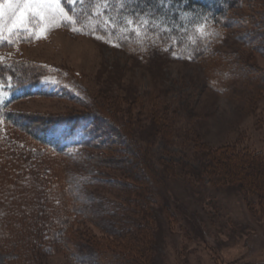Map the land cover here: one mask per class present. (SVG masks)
I'll use <instances>...</instances> for the list:
<instances>
[{
    "label": "rangeland",
    "instance_id": "rangeland-1",
    "mask_svg": "<svg viewBox=\"0 0 264 264\" xmlns=\"http://www.w3.org/2000/svg\"><path fill=\"white\" fill-rule=\"evenodd\" d=\"M14 2L9 10L15 16L25 19L28 13L35 12L44 28L37 43L18 46L11 54L53 71L43 79L42 89L58 96L25 99L12 104L11 109L38 122L88 112L94 105H102V114L110 111L106 117L111 122L116 115L130 127L137 137V146L149 151L157 170L169 164L175 166L176 176H167L174 216L169 224L163 211L158 214L161 236L156 264H264V199L261 201L259 196L241 193L230 186L216 185L217 178L204 174L199 175L202 182L194 176L184 177V171L198 173L202 169L197 158V152L202 150L232 148L264 158V80L256 76L264 75V54L243 49L236 38L241 30L234 29L221 47L222 54L227 59L242 52L243 58L239 60L242 66L238 69H247L249 73L221 83L224 88L221 89L205 75L209 68L202 63L188 62L168 52L131 55L114 43L111 35L64 30L60 24L69 17L61 16L58 0ZM175 11L178 23L198 25L199 20L183 8ZM233 13L237 19H260L264 17V0H245L243 8H236ZM101 22L121 30L133 28L128 20L109 15L103 16ZM198 30L202 33V26L198 25ZM229 63L221 59V65ZM217 65L218 62L214 63ZM63 94L85 97L88 104L83 107L64 100ZM109 138L120 137L109 134ZM44 163L42 169H50L52 177L57 176L53 180L62 185L82 176L109 180L106 185L91 182L85 186V193L92 196L90 202L102 201L110 212L118 206L120 194L126 195L113 183L115 178H123L124 171L96 166L102 173L98 176L93 168L95 164L57 162L49 158ZM10 182L17 193L13 199L18 201L7 202L0 195V220H3L0 221L3 228L0 264H72L70 253L87 256L94 253L92 250L104 249L112 256L110 252H115V247L130 246L117 239L112 228L105 225L104 228L103 219L91 215L83 216L81 223L68 232L70 249L60 245L55 253L43 254L28 240L32 233L24 230L29 229L32 219L41 215L35 192L38 187L18 180ZM1 183L0 193L12 195L9 182ZM23 196L30 197L28 202ZM90 205L83 201L79 208L84 211ZM3 213L14 214L17 226L12 230L4 228L8 217L3 218ZM106 219L115 221V217ZM20 240L23 243L18 245L16 241Z\"/></svg>",
    "mask_w": 264,
    "mask_h": 264
},
{
    "label": "trees",
    "instance_id": "trees-1",
    "mask_svg": "<svg viewBox=\"0 0 264 264\" xmlns=\"http://www.w3.org/2000/svg\"><path fill=\"white\" fill-rule=\"evenodd\" d=\"M58 1L61 16L65 14L69 17L60 24L64 30L75 32L77 29V34L85 35H111L114 43L131 55L168 52L188 62L202 63L205 68H209L205 75L221 89H224L221 83L249 73L247 69H238L242 66L239 61L243 58L242 52L234 53V57L229 55L227 59L222 54L221 47L234 29L242 31L236 38L243 49L264 54V17H234V9L243 8L245 0ZM11 4H15L14 0H0V182H9V189L12 190L14 185L10 181L13 180L38 187L35 192L40 200L38 206L41 215L32 219L29 229H24L32 233L31 240H28L31 244L35 243L43 254L55 253L60 245L70 249L68 232L81 223L83 216L92 215L103 219V227L112 228L115 237L128 242L130 246L125 249L115 247V252H110L112 256L104 249L92 250L94 253L87 256L70 253L72 264H156L161 236L158 214L163 211L169 224L174 216L167 176H176L175 166L168 163V167L157 170L149 151L137 146V137L130 127L116 115L113 119L115 122H111L109 116L106 117V112L110 111H104L103 115L102 105H94L88 112L38 122L11 109L12 104L25 99L58 96L55 92L47 93L42 89L43 79L53 71L43 64L11 54L18 46L37 43L44 28V23L35 12L21 19L9 10ZM98 7L97 19L95 12ZM180 8L199 20L202 33L198 25L177 22L179 16L175 10L180 11ZM108 15L128 20L133 28L121 30L104 25L102 17ZM221 59L231 63L221 65ZM216 62L218 65L214 66ZM256 76L264 80L263 73ZM61 98L83 107L88 104V99L75 94H63ZM118 123L123 126V130ZM109 134L120 138H109ZM197 155L202 169L200 167L198 173L192 171L193 174L189 173L191 170H183L184 177L194 176L202 182L199 175L204 174L212 179L217 178L216 185L230 186L241 193L259 196L263 201V157L248 152L240 153L232 148L202 150ZM47 158L57 162L95 164L94 169L96 166H105L124 171L121 175L123 178H115L113 183L118 191L126 195L120 194L122 198H117L120 200L118 206L110 212L102 201L90 202L92 196L85 193V186L91 185V182L106 185L109 180H94L95 175L90 178L82 176L62 185L53 180L57 176L52 177L50 169H42ZM97 169L96 175H102ZM14 190L10 196L7 191L6 194L0 193L2 199L17 202L16 198L13 199L17 194ZM23 198L28 202L30 197ZM83 201L91 204L84 211L79 208ZM121 214L123 216L118 217ZM3 216L8 217L4 228L12 230L17 226L13 221L14 214L3 213ZM106 217H115V221ZM16 243L19 245L23 240Z\"/></svg>",
    "mask_w": 264,
    "mask_h": 264
}]
</instances>
